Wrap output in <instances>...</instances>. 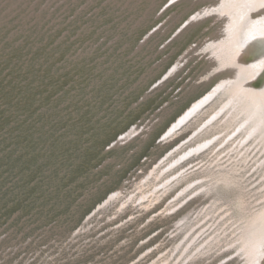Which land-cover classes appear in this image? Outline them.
Listing matches in <instances>:
<instances>
[{
	"label": "rangeland",
	"instance_id": "1",
	"mask_svg": "<svg viewBox=\"0 0 264 264\" xmlns=\"http://www.w3.org/2000/svg\"><path fill=\"white\" fill-rule=\"evenodd\" d=\"M263 115L264 0H0V264H264Z\"/></svg>",
	"mask_w": 264,
	"mask_h": 264
},
{
	"label": "bare ground",
	"instance_id": "2",
	"mask_svg": "<svg viewBox=\"0 0 264 264\" xmlns=\"http://www.w3.org/2000/svg\"><path fill=\"white\" fill-rule=\"evenodd\" d=\"M250 51H251V50H250ZM251 92H252V91H251ZM251 92H250V93H251ZM251 95H252V94H251ZM252 98H253V97H252ZM252 98H251V99H252ZM262 112H263V111H262ZM263 116H264V115H263ZM255 129H256V128L254 127L252 130H255ZM257 130H258V129H257ZM255 132H256V130H255ZM255 132H253V133H255ZM248 236H249V235H248ZM247 238H249V237H247ZM251 238H253V237H251ZM245 239H246V238H245ZM245 239H243V240H245ZM249 240L251 241V239H249ZM249 240H248V241H249ZM249 243H250V242H249ZM248 245H249V244H248Z\"/></svg>",
	"mask_w": 264,
	"mask_h": 264
}]
</instances>
